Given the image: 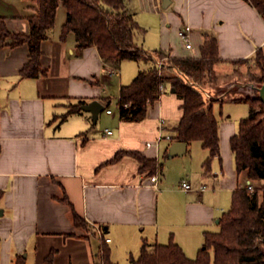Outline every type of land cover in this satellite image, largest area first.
I'll use <instances>...</instances> for the list:
<instances>
[{
    "label": "crops",
    "instance_id": "obj_1",
    "mask_svg": "<svg viewBox=\"0 0 264 264\" xmlns=\"http://www.w3.org/2000/svg\"><path fill=\"white\" fill-rule=\"evenodd\" d=\"M124 2L141 27L147 25L138 12L161 14L165 25L159 31L158 47L145 49L137 40L148 52L161 49L168 56H198L205 36L212 35L218 44L216 75H221L236 70L241 59L246 58L248 65L257 48L264 50V18L246 0ZM33 5V0H0V19L9 32H28ZM60 7L41 41L45 75H19L29 58L27 43L0 45V264H14L19 254L25 264H47L48 259L51 264H103V243L120 264L121 258L130 262V255L136 257L144 240L149 244L173 240L194 258L204 232L219 230L233 190L251 183L246 169L237 170L229 141L239 119L249 111L247 102L233 98L250 94L254 85L239 80L229 97V87L219 95H214L218 90L214 87L202 89L208 93L206 100H213L219 122L220 155L211 160L209 169L204 165L208 150L198 140L186 141L181 155L168 157L174 139L155 144L158 119H165L161 133L174 136L182 115L181 99L164 85L142 119H121L120 86L152 62L141 60L136 69H125L126 60L107 61L94 44L79 46L73 32L62 35L66 11ZM171 24L174 42L165 39L169 38L166 26ZM182 24L191 27L189 48L178 35ZM218 85L222 87V82ZM77 98L96 99L104 109L96 120L83 109L61 119ZM225 102L234 103L240 115L225 113ZM107 129L112 133L107 134ZM119 151L124 153L113 159ZM128 151L154 159L155 172L140 171V162ZM155 174L156 185L150 179ZM182 181L191 188L183 190ZM72 209L86 227L73 223Z\"/></svg>",
    "mask_w": 264,
    "mask_h": 264
},
{
    "label": "trees",
    "instance_id": "obj_2",
    "mask_svg": "<svg viewBox=\"0 0 264 264\" xmlns=\"http://www.w3.org/2000/svg\"><path fill=\"white\" fill-rule=\"evenodd\" d=\"M264 18V0H246ZM34 13L29 17L27 33L9 32L0 19V45L8 43L28 44L29 58L20 68L21 77H38L46 74L41 66V41L47 38V30L55 22L58 7L65 8L62 35L73 32L79 46L94 44L99 55L112 62L121 60H152L153 56L165 57L167 51L144 50L137 41V34L145 30L127 10L124 0H33ZM251 59L258 73L250 75L254 82L252 92L244 97L233 98L247 102L248 114L239 119L238 128L230 137L237 170L246 169L250 181L264 179V102L259 97V87L264 81V52L257 48ZM241 59L239 61L246 62ZM219 61L217 40L206 35L198 56H169L158 68L156 62L147 69L138 71L133 79L120 86L118 114L124 120H140L148 106L159 98V85L169 84L170 92L181 99L182 115L174 127L172 140L201 142L208 150L204 161L209 169L211 160L220 155L219 122L213 113V100L207 101L200 84L215 79V64ZM171 73H165L166 71ZM250 71V69H249ZM196 83V84H195ZM173 90V91H171ZM84 99L70 103L61 116L82 111ZM127 104V106H125ZM119 151L113 159L120 157ZM140 162L139 170L154 173L157 163L136 151H128ZM2 190H0V198ZM71 217L77 227H86V222L72 209ZM216 232H204V239L194 258L188 257L173 240L151 244L143 241L138 255H130L133 264H264V199L258 201L257 191L249 193L246 186H238L231 194V204L219 219ZM103 264H117L110 257L109 247L101 248ZM14 264H25V258L17 255ZM47 264H51L48 259Z\"/></svg>",
    "mask_w": 264,
    "mask_h": 264
},
{
    "label": "rangeland",
    "instance_id": "obj_3",
    "mask_svg": "<svg viewBox=\"0 0 264 264\" xmlns=\"http://www.w3.org/2000/svg\"><path fill=\"white\" fill-rule=\"evenodd\" d=\"M61 6V5H60ZM60 10L64 11V7H60ZM150 10H143V12H138L139 13V18L140 21L142 23H145L147 26L142 25L143 29L145 30V32L143 34H137V40L138 41H142L143 46L145 49H149L151 50L153 47H158L159 45V41H162V37L160 36V29H161V25H165L163 23V21L161 22V17H160V13L158 12H149ZM166 12V11H163ZM58 21H59V17H58ZM170 24V22H167ZM167 30L169 32L168 37L169 38H165L167 40H170L172 42L175 41L176 38V34H175V30L173 27V24H171V26H166ZM177 39H179L177 37ZM164 40V39H163ZM164 51V50H163ZM152 52V51H151ZM165 52V51H164ZM264 52V50H263ZM167 56L165 57H157L155 58V56H153L152 60H148V61H153V62H167V60L169 59L168 53ZM126 61H124L123 63H125V65L123 66L125 69L131 68V69H136L137 66L140 64L141 65V60H137L135 62V60H131V59H125ZM252 61L249 62V64H245L244 62H242V64L240 65H235V68H237L236 70H234L233 67V71H228L225 72L224 74L221 75H216L215 79H213L210 82H206L205 84L201 83L199 86L201 89L203 88H207L208 86L214 87L218 90L214 89V95H219L221 92L225 91L228 87L229 89H232V93H228V97L231 94H234V87H236L235 85L237 84L236 82L239 80H251L250 79V75L249 73L251 72L252 74H256L258 73V69L257 67L254 66V60L251 59ZM152 64V63H151ZM216 66V64H215ZM215 69V67H214ZM250 69V71H249ZM132 72V71H131ZM165 73H171L169 70L166 71ZM215 74H216V70H215ZM222 82V87H219V83ZM254 85V82L252 83ZM169 85V84H167ZM231 85V86H230ZM168 92H170V90H167ZM236 105H234V103H229V102H225L223 104L225 113L229 112L230 114H232L234 116L235 115H240L241 111L240 110H235ZM238 106V105H237ZM247 106V105H245ZM110 107H112V109L115 107V105L113 103H111ZM243 115V114H241ZM194 144H198L197 142H195ZM254 190L257 191L258 194V201H262L264 199V179L263 180H257V181H251L250 183ZM148 248H151V244H149ZM120 264H132L131 262L125 260L124 258L120 259Z\"/></svg>",
    "mask_w": 264,
    "mask_h": 264
},
{
    "label": "built area",
    "instance_id": "obj_4",
    "mask_svg": "<svg viewBox=\"0 0 264 264\" xmlns=\"http://www.w3.org/2000/svg\"><path fill=\"white\" fill-rule=\"evenodd\" d=\"M178 35L180 37V39L182 40V42L184 43V45L189 48L191 47V27L188 25V24H182L179 29H178ZM162 65V62H157V67L160 68ZM196 84V83H195ZM165 89V86L164 84H160L159 85V90H160V95L159 97L161 96L163 90ZM204 95H208V93L206 91H203ZM125 106H127V104H125ZM108 113L111 112L110 109H107L106 110ZM158 125H159V128H160V134H158L156 140H155V144H157L161 139L165 138L169 141L172 140V135L170 133H161V131L163 130L164 126H165V119L164 117L160 116L159 119H158ZM106 133L107 134H111L112 133V130L110 129H107L106 130ZM154 142H147L146 144L148 146H150L151 144H153ZM151 181H153V183L156 185V181H157V175H152L150 177ZM180 187L183 189V190H188L191 188V185L188 181H182L181 184H180ZM246 188L247 190L249 191V193H252L254 191V188L253 186L250 184V182L248 181L247 184H246ZM98 233L99 234H102V230L100 228H98ZM106 241H109L110 238L106 237L105 238Z\"/></svg>",
    "mask_w": 264,
    "mask_h": 264
},
{
    "label": "water",
    "instance_id": "obj_5",
    "mask_svg": "<svg viewBox=\"0 0 264 264\" xmlns=\"http://www.w3.org/2000/svg\"><path fill=\"white\" fill-rule=\"evenodd\" d=\"M259 97L264 102V81L259 87ZM81 108L83 110L90 112L93 120H96L98 113L104 109V105L101 104L98 100L93 99L89 102L82 104ZM185 149H186L185 141L174 140L168 147L167 155L168 157H172L175 155H181L185 151Z\"/></svg>",
    "mask_w": 264,
    "mask_h": 264
}]
</instances>
